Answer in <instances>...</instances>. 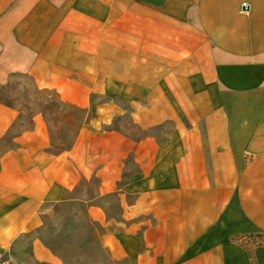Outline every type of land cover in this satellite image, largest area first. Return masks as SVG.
Listing matches in <instances>:
<instances>
[{
  "label": "crops",
  "instance_id": "obj_1",
  "mask_svg": "<svg viewBox=\"0 0 264 264\" xmlns=\"http://www.w3.org/2000/svg\"><path fill=\"white\" fill-rule=\"evenodd\" d=\"M13 74L79 116L53 151L0 89V264H69L40 235L68 201L94 264H264V0H0Z\"/></svg>",
  "mask_w": 264,
  "mask_h": 264
},
{
  "label": "rangeland",
  "instance_id": "obj_2",
  "mask_svg": "<svg viewBox=\"0 0 264 264\" xmlns=\"http://www.w3.org/2000/svg\"><path fill=\"white\" fill-rule=\"evenodd\" d=\"M49 93L51 101L47 103L44 101L42 92L32 85L29 77L11 76L8 84L3 88L4 98L19 111V119L15 122L11 133L29 127L30 117L35 111L57 105L54 91L49 90ZM65 111L69 113L64 119L60 114L57 115L55 121L51 120L52 114L49 116L50 131L54 142L63 147L68 146L72 141L79 116V111L76 109L65 107ZM70 114L75 120L69 117ZM121 124H125L129 129L131 127L129 117H122L120 122L115 123L113 127ZM129 168L132 169L133 166L129 165ZM93 183L88 185L82 183L81 190L87 186L92 192ZM112 200L114 198L109 199L110 204ZM85 206L84 203L72 201L57 204L54 213L47 215L44 219V226L40 232L44 241L61 254L69 264H94L104 261V252L97 242L100 228L89 222Z\"/></svg>",
  "mask_w": 264,
  "mask_h": 264
},
{
  "label": "trees",
  "instance_id": "obj_3",
  "mask_svg": "<svg viewBox=\"0 0 264 264\" xmlns=\"http://www.w3.org/2000/svg\"><path fill=\"white\" fill-rule=\"evenodd\" d=\"M14 75H18V74H13L12 76ZM23 76V75H21ZM8 84V82L6 83ZM1 85L0 86V89H1V92H2V102L5 104V105H8V106H14L12 103H10L9 101H7L5 98H4V95H3V88L4 86L6 85ZM37 89V88H36ZM38 90V89H37ZM39 92L41 91L42 94L44 95V101L48 103V101H51V96H50V93H48V91H45V90H38ZM15 107V106H14ZM62 104L59 100H57V105L54 106V107H47V108H41L38 110V112L42 113V115L46 118V120L49 122L50 120V115L52 114L53 117H51V120L55 121V119L57 118V115L60 114L61 110H62ZM36 112V111H35ZM34 112V113H35ZM34 113L31 115L30 117V123L32 122V116L34 115ZM18 119H19V115H18ZM31 126V125H30ZM29 126V127H30ZM27 127V128H29ZM26 128V129H27ZM50 134H51V131H50ZM52 136V134H51ZM71 143V142H70ZM70 145V144H69ZM68 145V146H69ZM68 146L66 147H63V146H59V145H56L55 142H54V139H53V136H52V142H51V149L53 151H62L63 149H66ZM50 246V245H49ZM51 247V246H50ZM52 248V247H51ZM53 249V248H52ZM55 251V250H54Z\"/></svg>",
  "mask_w": 264,
  "mask_h": 264
}]
</instances>
